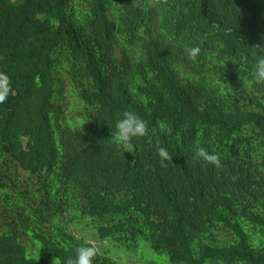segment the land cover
Segmentation results:
<instances>
[{
	"label": "trees",
	"instance_id": "trees-1",
	"mask_svg": "<svg viewBox=\"0 0 264 264\" xmlns=\"http://www.w3.org/2000/svg\"><path fill=\"white\" fill-rule=\"evenodd\" d=\"M259 43L264 0H0V264H63L89 236L109 242L92 264L154 262L146 245L164 264H264ZM124 111L147 122L131 153ZM199 147L223 168L193 163Z\"/></svg>",
	"mask_w": 264,
	"mask_h": 264
},
{
	"label": "clouds",
	"instance_id": "clouds-1",
	"mask_svg": "<svg viewBox=\"0 0 264 264\" xmlns=\"http://www.w3.org/2000/svg\"><path fill=\"white\" fill-rule=\"evenodd\" d=\"M163 0H148L150 6H158ZM253 47L257 48L261 53H264V43H259ZM189 60L195 61L200 53V48L190 47L186 49ZM246 59V58H242ZM254 81L257 84H264V55H260L255 62V69L253 75ZM11 81L9 77L0 72V104H3L11 92ZM170 132V128L167 129ZM147 122L143 120L138 114L132 111H124L121 119L115 123L114 139L115 141L128 153L134 150L132 140L138 137L147 135ZM159 143V142H157ZM157 156L161 167H167L165 161L172 160L171 154L166 148L158 147ZM193 163L200 162L202 167H207L209 164L217 169H222L221 158L219 153H209L203 147L195 150L192 156ZM98 249L95 246H80L76 248L75 256L67 258L63 264H92L96 257ZM39 257H37L38 259ZM57 264H59L57 258Z\"/></svg>",
	"mask_w": 264,
	"mask_h": 264
},
{
	"label": "rangeland",
	"instance_id": "rangeland-1",
	"mask_svg": "<svg viewBox=\"0 0 264 264\" xmlns=\"http://www.w3.org/2000/svg\"><path fill=\"white\" fill-rule=\"evenodd\" d=\"M63 78L65 81L63 86V92L65 94L64 105L65 108L68 109L66 114L68 116H73L77 113V111L82 109L83 105L81 101L72 92V89L69 87L70 82L67 76L65 77V75H63ZM88 240L91 241L94 245H96V247L99 249H106L109 246V242L106 240L96 241L90 236ZM108 251L111 255H113L115 258H117L124 264H164L161 259L165 257L163 255H160L159 253H156L147 245L143 252L146 253L150 259H152L154 262L156 261L157 263L148 261V259L140 252L139 249L137 251L126 252L118 249L109 248Z\"/></svg>",
	"mask_w": 264,
	"mask_h": 264
}]
</instances>
